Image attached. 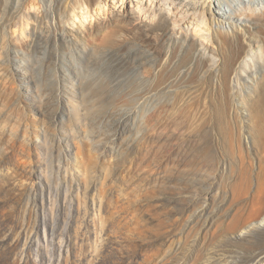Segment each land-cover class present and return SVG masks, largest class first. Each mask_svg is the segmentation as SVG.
<instances>
[{
    "label": "rangeland",
    "instance_id": "1",
    "mask_svg": "<svg viewBox=\"0 0 264 264\" xmlns=\"http://www.w3.org/2000/svg\"><path fill=\"white\" fill-rule=\"evenodd\" d=\"M4 1L0 22L8 25ZM47 25L51 34L59 27L52 18ZM88 30L80 28L83 36L63 57L55 39L40 54L27 32L7 26L0 33V264H181L191 248L184 241L187 216L206 219L221 206L215 189L185 210V200L199 196L196 176L189 191L185 184L189 94L175 101L177 90L157 87L165 55L155 69L124 75L102 49L128 39L115 37L106 46L84 39ZM89 51L98 58L89 59ZM242 88L229 116L238 128L252 94V87ZM260 227L264 220L227 234L228 243L206 246L199 264H264V233L254 234Z\"/></svg>",
    "mask_w": 264,
    "mask_h": 264
},
{
    "label": "bare ground",
    "instance_id": "2",
    "mask_svg": "<svg viewBox=\"0 0 264 264\" xmlns=\"http://www.w3.org/2000/svg\"><path fill=\"white\" fill-rule=\"evenodd\" d=\"M228 1L5 0L8 25L0 22V33L7 26L27 32L40 54L55 39L63 57L66 48L83 36L80 28L88 30L87 23L98 21L83 38L101 39L105 45L115 37L128 39L120 47L102 49L111 67L124 75L139 67L155 69L167 57L157 87L177 90L175 101L179 93L189 94L184 100L185 184L189 191L196 176L199 196L197 201L188 197L185 210L189 212L215 189L221 202L209 218L189 221L187 216L184 241L191 248L181 264H199L206 246L228 243L223 239L227 234L244 232L264 220V0L235 5ZM223 2L229 10L221 6ZM115 8L120 14L114 13ZM106 14L108 18L101 20ZM49 18L59 25L52 27L53 34L48 29ZM87 55L98 58L93 51ZM51 57L57 60L58 55ZM178 70V77L173 78ZM216 72L218 86L212 82ZM242 84L249 90L252 87V94L244 102L246 123L238 128L229 116L235 99L242 96ZM263 233L264 227L254 231L257 236ZM260 260L264 263V255Z\"/></svg>",
    "mask_w": 264,
    "mask_h": 264
}]
</instances>
